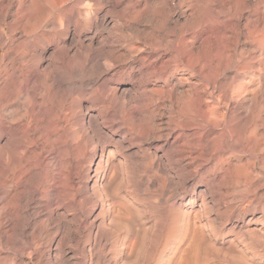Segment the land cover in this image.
<instances>
[{
  "label": "rangeland",
  "instance_id": "obj_1",
  "mask_svg": "<svg viewBox=\"0 0 264 264\" xmlns=\"http://www.w3.org/2000/svg\"><path fill=\"white\" fill-rule=\"evenodd\" d=\"M101 18L107 23L96 25ZM263 79L264 0H0V180L16 166L24 136L39 162L1 212L0 264H52L60 219L51 210L67 209L72 220L93 208L97 189L84 208L77 204L81 171L103 147L114 150L116 165L105 182L131 206L116 211L130 224L121 228L129 240L121 264H264V157L250 133L264 135ZM123 88L133 90L132 103L119 95ZM96 116L109 142L97 138ZM217 118L233 125L230 143L215 135ZM168 145L172 182L142 152L134 172L121 167L133 150L163 154ZM41 167L57 178L64 203L29 192ZM151 177L149 195L134 190L131 180ZM202 189L205 205L191 202ZM82 232L65 245L75 264L85 256Z\"/></svg>",
  "mask_w": 264,
  "mask_h": 264
},
{
  "label": "bare ground",
  "instance_id": "obj_2",
  "mask_svg": "<svg viewBox=\"0 0 264 264\" xmlns=\"http://www.w3.org/2000/svg\"><path fill=\"white\" fill-rule=\"evenodd\" d=\"M36 1V0H35ZM54 2V1H53ZM64 3V2H63ZM48 12H46L47 14ZM51 13H49L50 15ZM105 17V16H103ZM62 18V17H61ZM55 19V18H53ZM59 23L62 22V21H58ZM107 23V20L105 18H101L98 22H95V24H100V25H104ZM109 23V22H108ZM93 24V25H95ZM61 27V26H60ZM91 27V26H90ZM95 27V26H93ZM100 30V29H99ZM97 31V29H96ZM95 33V32H94ZM72 35V34H71ZM94 36V34H93ZM92 36V37H93ZM71 37V36H70ZM74 37V36H73ZM79 37V36H78ZM74 39V38H73ZM79 39V38H78ZM92 39V38H91ZM75 40V39H74ZM90 40V38H88V41ZM92 42V41H91ZM90 43V41H89ZM91 44V43H90ZM241 54V53H240ZM244 54V53H243ZM235 58V57H234ZM243 59V58H241ZM246 62V61H245ZM240 64V63H239ZM241 65V64H240ZM238 65V67L240 66ZM242 66H244V63L242 64ZM247 66V65H246ZM249 66V65H248ZM241 67V66H240ZM245 67V66H244ZM250 67V66H249ZM243 68V67H242ZM240 69V68H239ZM246 70H247V67H246ZM251 71V70H250ZM259 71V70H258ZM257 71V72H258ZM261 71V70H260ZM259 71V72H260ZM255 75V74H254ZM244 76V75H243ZM247 76V74H246ZM242 77V75H241ZM253 78V77H252ZM261 78V77H260ZM250 79V78H249ZM251 80V79H250ZM256 80V79H255ZM264 80V79H263ZM254 80H252L251 82H253ZM249 82V81H248ZM257 85H253L255 87H258V81H256ZM260 82V81H259ZM245 83V81H244ZM250 83V82H249ZM248 83V84H249ZM263 83H261L262 85ZM246 85V84H245ZM251 85V84H250ZM247 86V85H246ZM263 86V85H262ZM260 88V87H259ZM264 88V86H263ZM240 89V88H239ZM258 89V88H257ZM261 89V88H260ZM96 90V89H95ZM133 91V90H132ZM132 91L129 90V88H123L122 90H120L119 92V95L122 96V98L130 101L132 103L133 101V93ZM233 91L234 88H233ZM237 91V90H236ZM241 91V90H240ZM246 91V89H245ZM255 91V90H253ZM263 91L264 93V90H261ZM261 91H260V95L262 96L261 94ZM242 92V91H241ZM240 92V93H241ZM249 92V91H248ZM252 92V91H250ZM117 93V92H116ZM234 93H238V92H234ZM247 93V92H246ZM257 92H254L252 93V95ZM234 95V94H233ZM244 95V93H243ZM242 95V97H243ZM251 95V96H252ZM236 96V95H235ZM245 96V95H244ZM228 97V95L226 96ZM240 97V96H239ZM263 97V96H262ZM253 98V97H251ZM258 98V97H257ZM114 99V98H113ZM242 99V98H241ZM261 101L263 100L262 98H260ZM259 99V100H260ZM234 100V99H233ZM244 100V99H242ZM252 100V99H250ZM236 101V100H235ZM246 101V99H245ZM264 101V100H263ZM262 101V102H263ZM242 102V101H240ZM253 103H250L252 105H254V107L258 108L259 110L261 109L262 105L261 103L259 104L257 102V100L253 99L252 101ZM260 102V101H259ZM244 103V102H243ZM240 104V103H239ZM238 105V104H237ZM251 106V105H249ZM251 108L252 112H253V109H256V108ZM245 108V107H244ZM212 109V108H211ZM257 110V109H256ZM262 110V109H261ZM208 115L212 116V112L208 111ZM1 113V112H0ZM257 113H261V112H257ZM217 115V114H216ZM219 116V115H218ZM3 117V116H2ZM98 116L92 118V123L94 125V132L95 134L98 136L97 138H103L107 140V142H109L108 140L111 139V136L108 134V133H105V131H103V128L101 127L100 124H98ZM222 118V116H220ZM25 118V117H24ZM221 118H217L219 121V123H215L216 125H214L213 127L214 128H219L220 123H221ZM23 119V118H22ZM231 119V118H230ZM0 120H1V116H0ZM242 120V119H241ZM90 121V122H91ZM2 122V121H1ZM0 122V123H1ZM23 122V121H22ZM233 122V120H232ZM244 122V121H243ZM91 123V124H92ZM231 123V122H230ZM239 123V122H238ZM237 123V124H238ZM246 123V122H245ZM55 124V123H54ZM229 124V122H228ZM228 124L224 125V126H221L220 129H217L218 132H214L216 136H218L219 138H222V141H224L225 143H230L232 141L231 139V131L232 129L230 130V127L232 126L233 128V125L231 124V126H228ZM4 125V124H3ZM14 125V124H13ZM89 125V124H88ZM245 125V124H244ZM244 125H241V126H244ZM8 126V125H7ZM237 126V125H236ZM250 126V124H249ZM255 126V125H254ZM238 127V126H237ZM242 128V127H240ZM244 128V127H243ZM242 128V130H243ZM254 128V127H253ZM252 128V129H253ZM247 129H249L247 127ZM246 129V130H247ZM240 130V129H239ZM245 131V129H244ZM248 131V130H247ZM252 132H250L253 136H251L253 138V141L255 142V144L253 145V147L255 146L256 150H257V153H259L260 155H262L264 157V143H263V140L262 138H264V135L263 134H260V132L258 133V130L257 128L255 127L253 130H250ZM6 132V131H5ZM116 132V131H115ZM264 132V131H263ZM240 133V131H239ZM247 133V132H245ZM246 136V134H245ZM249 136V137H250ZM55 137V135H54ZM126 137V136H125ZM124 138V137H123ZM170 138V137H169ZM90 139V138H89ZM92 139V138H91ZM119 139V138H118ZM175 139V138H174ZM174 139L172 141H174ZM201 139V138H199ZM247 139V138H246ZM260 139L262 140V144L260 143ZM23 143H25V145H23V148L20 150L18 156L16 157V160L17 161V164L16 166L11 170V171H8L9 174L7 175L6 179L5 180H0V190L3 189L4 193L2 195V193L0 194V216H1V212L4 211V209L7 208V205L9 204V202L11 201V196H10V190L12 188H14L13 186H18V185H25L26 186V183H27V177L30 173V170L34 167H38L39 165V162H38V159H37V156L33 151H29L30 149H28V147L30 146V142L29 140H26V136L23 137ZM125 140V139H123ZM128 140V139H127ZM249 140V138L247 139ZM18 141V140H17ZM22 141V140H21ZM90 141V140H89ZM99 142V139L97 140ZM96 141V142H97ZM102 141V140H101ZM120 141V140H118ZM133 141V140H131ZM201 141V140H200ZM199 141V142H200ZM260 141V142H259ZM252 142V140H251ZM101 143V142H100ZM122 143V142H121ZM124 143V142H123ZM130 143V142H129ZM198 143V142H197ZM210 143V142H208ZM244 143V142H243ZM246 143V142H245ZM90 144V143H89ZM108 144V143H107ZM114 144V143H113ZM134 144V143H133ZM132 144V145H133ZM164 146L165 144L167 145L168 142L166 141L165 143H163ZM191 144V142H190ZM44 145V143H43ZM104 145V144H103ZM118 145L120 146V142H118ZM201 145V144H200ZM204 146L203 147H207V142L205 144H203ZM92 146V145H91ZM116 146V145H115ZM114 146V147H115ZM131 146V145H130ZM159 146V145H158ZM168 149L165 151V153L163 152V154H158L157 150H154V151H150V149H145L143 148V150L141 149L140 150H133L131 151L129 154H127L125 156V160L123 161L125 164L124 166L120 165L121 167L124 168H127L129 167L130 170H132L133 172L135 171V169L138 168V155L140 154V152H142L146 157H148V159L150 160L151 164L152 165H155L156 169L158 170L157 172L161 174V176H163L164 179L166 180H169L170 182H172V178L170 176L171 172H170V165L169 163H171L173 160L172 159V154L173 152H171L170 149L171 146L168 145ZM195 146V145H194ZM121 147V146H120ZM167 147V146H166ZM196 147L198 148V145H196ZM200 147V146H199ZM202 147V148H203ZM97 148V147H96ZM130 148V147H129ZM139 148V147H138ZM156 148V147H155ZM154 148V149H155ZM160 149H162L160 146H159ZM123 149V147H122ZM254 149V148H253ZM252 149V150H253ZM94 150V149H93ZM255 150V149H254ZM253 150V151H254ZM114 150H108V149H104L101 148L100 151H99V154H96V153H91L88 157V159L84 162V166H83V170L81 171L82 172V175L85 179L86 182L85 185L82 186V191H83V195H80L81 198L77 201V204L82 206L83 205H86L87 203L90 202V194H89V191H91V193L94 195L95 194V191L96 189L99 190L98 192H100V199L98 200H93V208L89 209L88 211H86V213L84 214V217L82 219L79 218V216L77 214H74L73 215V218L72 220H67L66 216L67 214L66 213V210L65 211H62V213H58V209L57 208H54L53 210H51V216H56V218L60 219V222H59V225H58V228L55 232V234L51 237L48 238L50 239V242L54 244V255H53V258H52V264H75L72 262V255L70 254V252H68V250L66 249L65 245H66V242L67 240H69L71 238V236L74 234V236H76V233H79L82 230L85 229L86 231V236H87V239L86 240H83L81 242V250L82 252L85 254V256L83 257L82 261L80 264H118V262H120V260L123 258L124 254H126L124 252V250L126 249V241H129L127 240L126 238H123V236L121 235V228L124 226V229H127L126 225H129L128 223H126L127 221H125L124 223V220L123 218H121L122 216L119 214H116V211H127V208L129 207L131 209V206L125 201L124 198L122 197H118L115 193H114V183L112 182H105V179L107 178L106 177V169H108L109 167L108 166H111L110 168H115L116 165L114 164V161H113V152ZM2 152V151H1ZM89 152V151H88ZM93 152V151H92ZM212 153V152H211ZM256 153V155H257ZM97 156V161L94 163V159L95 158L94 156ZM125 155V154H124ZM198 155V154H197ZM210 155V154H209ZM140 156V155H139ZM184 156V155H183ZM192 156V155H191ZM196 156V155H195ZM211 156V155H210ZM176 157V155H175ZM181 157V156H179ZM178 157V159H180ZM190 157V156H189ZM200 157V156H198ZM257 158V157H256ZM177 159V160H178ZM186 159V158H184ZM184 159L182 158V160L184 161ZM206 159V158H204ZM210 159V158H209ZM259 159V158H258ZM7 160V159H6ZM175 161V162H178V161ZM207 160V159H206ZM9 161V160H8ZM35 161V162H34ZM188 161V160H187ZM191 161V160H190ZM10 163V161L8 162ZM122 163V162H121ZM188 163V162H187ZM42 164V163H41ZM181 164V163H180ZM184 164V163H183ZM178 165V164H177ZM42 166H44L42 164ZM119 166V164L117 165V167ZM119 166V167H120ZM127 166V167H126ZM172 166V165H171ZM48 167V166H47ZM108 167V168H107ZM181 167V166H180ZM241 168V167H240ZM110 170V169H109ZM122 170V169H121ZM120 170V171H121ZM37 171V170H36ZM49 168H46L44 169L43 167L40 168L39 170V181L34 184L32 186V189L29 191L31 193H37L38 195H42L40 196V199H43V198H54L58 203H64L65 201V197L61 196V191H60V188L58 187V183H57V178L55 177V175L52 173V171H50ZM108 171V170H107ZM34 173V172H33ZM115 173V172H114ZM118 173V172H117ZM121 173V172H119ZM7 174V173H6ZM5 174V175H6ZM243 175H245L244 172H242ZM249 176V175H248ZM115 177V176H114ZM132 177V176H131ZM145 177H149V176H145ZM245 177V176H244ZM242 176V178H244ZM247 177V176H246ZM31 178V177H29ZM248 178V177H247ZM250 178V177H249ZM245 179V181H243V184L245 186V184H248L249 183V180L250 179ZM251 178L253 179V176H251ZM251 179V180H252ZM239 180V179H238ZM238 180H235V181H238ZM108 181V180H106ZM110 181H114V180H110ZM116 181V180H115ZM114 181V182H115ZM132 181V186L134 185V190L138 193H145V195H149V191L152 189V187H154V180L151 178H147L145 179L144 181H141L140 183H135L133 184V180ZM159 181V180H158ZM117 182V181H116ZM168 182V181H167ZM35 183V182H34ZM90 185H88V184ZM122 183V182H121ZM235 183V182H234ZM233 183V184H234ZM114 184V185H113ZM118 184V183H117ZM240 184V185H239ZM120 185V184H119ZM122 185V184H121ZM252 185V184H251ZM78 186H81V184ZM235 187L237 186H242L241 184V181L239 180V182H236L234 184ZM121 187V186H119ZM117 187V188H119ZM262 187V186H261ZM116 188V189H117ZM238 188V187H237ZM243 188V187H242ZM70 189V188H69ZM81 189V188H80ZM235 189V188H234ZM14 190V189H13ZM71 190V189H70ZM120 190V189H119ZM231 190V189H230ZM239 190V189H238ZM244 190V189H243ZM242 190V191H243ZM209 191V190H208ZM246 191V190H245ZM243 191V193L245 192ZM120 192V191H119ZM129 192V191H128ZM153 192V191H151ZM229 192V191H228ZM234 192V191H233ZM232 192V193H233ZM236 192V190H235ZM240 192V191H239ZM63 193V192H62ZM133 193V192H132ZM207 193V190L206 189H202V190H199L197 195L196 196H192V200L191 202L194 200H197L199 199L200 200V204H202L203 202H206L204 201V198L205 196L207 197L206 195ZM231 193V194H232ZM36 194V196H38ZM78 194V193H77ZM82 194V193H81ZM131 194V193H130ZM129 194V195H130ZM152 194V193H150ZM230 194V193H228ZM2 195V196H1ZM137 195V194H136ZM135 195V196H136ZM74 196V195H72ZM126 196V195H125ZM128 196V195H127ZM245 196V195H244ZM140 197V196H139ZM37 198V197H36ZM131 198V197H130ZM54 199H53V202L52 204L54 203ZM154 199V198H153ZM178 198H173L171 200V208L173 207H176L177 204H178V201H177ZM46 200V199H45ZM44 200V201H45ZM92 200V199H91ZM43 202V201H42ZM51 202V201H50ZM49 202V203H50ZM75 202V201H74ZM165 202V200H164ZM41 203V202H40ZM47 204V203H46ZM167 204V203H165ZM192 204V203H191ZM205 205V203H203ZM55 205V204H54ZM203 205V206H204ZM200 206V205H199ZM202 206V205H201ZM55 207V206H54ZM69 207V206H68ZM87 207V206H86ZM84 208V207H83ZM9 209V208H8ZM82 209V208H81ZM177 209V208H176ZM7 210V209H6ZM75 210V209H74ZM129 210V209H128ZM68 212V211H67ZM73 212V210H72ZM122 212V213H123ZM75 213V212H74ZM128 212H124V214ZM65 214V215H64ZM38 216V215H37ZM42 216V215H41ZM44 217V216H43ZM124 217V216H123ZM38 218V217H37ZM185 218V217H184ZM1 219V218H0ZM47 219V218H46ZM45 220V219H44ZM34 221V220H33ZM47 221V220H46ZM44 222V221H43ZM62 223V227L60 226ZM33 224V223H32ZM35 225V223H34ZM49 225V224H48ZM63 229H59L60 227ZM10 227V226H9ZM34 227V226H33ZM32 227V229H33ZM43 227L44 229V226H41V228ZM50 227V226H49ZM53 228V227H52ZM82 228V229H81ZM25 229V228H24ZM31 229V230H32ZM54 229V228H53ZM120 229V230H119ZM130 229V227H129ZM35 230V229H34ZM46 230V228H45ZM131 230V229H130ZM182 230V229H181ZM39 232V231H38ZM42 231H40L41 233ZM46 232V231H45ZM124 232V231H123ZM128 232V231H127ZM39 233V234H40ZM48 233V232H47ZM60 236H59V234ZM84 235V234H83ZM82 235V236H83ZM128 235V234H127ZM40 236V235H39ZM58 237V239H56V237ZM131 236V235H130ZM186 236V235H185ZM184 236V231L183 232H180L179 234V240L182 241L183 240V237ZM36 238V235L34 236ZM125 237V235H124ZM33 238V237H32ZM79 238V237H78ZM129 238V237H128ZM72 239V238H71ZM76 239V238H75ZM81 239V238H80ZM134 239V238H133ZM78 240V239H77ZM82 240V239H81ZM80 241V240H79ZM75 242V241H74ZM77 242V241H76ZM75 242V244H76ZM78 243V242H77ZM134 243V242H133ZM129 244V242H128ZM69 245V244H68ZM133 245V244H132ZM38 246V245H37ZM77 247H79V245H77ZM74 248V247H73ZM70 249V248H68ZM71 250V249H70ZM133 250H134V247H133ZM51 251V250H50ZM72 251V250H71ZM135 251V250H134ZM75 252V251H74ZM78 252V251H77ZM80 252V251H79ZM78 252V254H79ZM136 252V251H135ZM49 253V252H48ZM52 253V251H51ZM44 255V254H43ZM47 255V254H46ZM45 256V255H44ZM48 256V255H47ZM127 256V255H126ZM46 257V256H45ZM50 257V256H49ZM44 258V257H43ZM30 259V258H29ZM49 259V258H48ZM79 259V258H78ZM43 260V259H42ZM45 261V260H44ZM48 261V260H47ZM47 261H45L44 263H46ZM50 261V260H49ZM43 262V261H42ZM41 262V263H42ZM75 262V261H74ZM43 263V264H44ZM167 263V261L165 262ZM48 264V262H47ZM121 264V262H120Z\"/></svg>",
  "mask_w": 264,
  "mask_h": 264
}]
</instances>
